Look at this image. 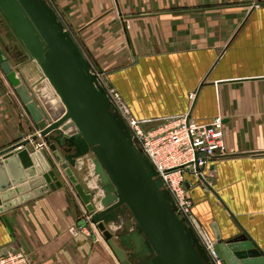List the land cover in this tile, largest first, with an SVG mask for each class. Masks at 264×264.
I'll use <instances>...</instances> for the list:
<instances>
[{
  "label": "crops",
  "instance_id": "0c3cea01",
  "mask_svg": "<svg viewBox=\"0 0 264 264\" xmlns=\"http://www.w3.org/2000/svg\"><path fill=\"white\" fill-rule=\"evenodd\" d=\"M45 1L78 23L75 42L137 120L222 119L224 145L204 172L208 185L187 177L193 214L213 239L245 233L264 254V0ZM9 60L44 107L55 102L45 110L59 118L37 63L15 43ZM42 86L50 96L41 97ZM38 133L0 68V154ZM61 180L62 188L0 213V251L30 264H121L63 172Z\"/></svg>",
  "mask_w": 264,
  "mask_h": 264
},
{
  "label": "water",
  "instance_id": "95a60500",
  "mask_svg": "<svg viewBox=\"0 0 264 264\" xmlns=\"http://www.w3.org/2000/svg\"><path fill=\"white\" fill-rule=\"evenodd\" d=\"M13 43L37 63L60 98L65 111L60 119L50 117L10 62ZM0 68L39 132L0 154V213L62 188L63 172L121 264H211L91 64L45 0H0ZM39 137L48 149H30ZM89 153L105 191L101 211L75 171L77 160ZM109 223L120 224V230L113 233ZM214 249L224 264H264V254L245 233L227 242L217 237Z\"/></svg>",
  "mask_w": 264,
  "mask_h": 264
},
{
  "label": "built area",
  "instance_id": "2783aa9c",
  "mask_svg": "<svg viewBox=\"0 0 264 264\" xmlns=\"http://www.w3.org/2000/svg\"><path fill=\"white\" fill-rule=\"evenodd\" d=\"M91 71L96 75L98 84L105 89L114 111L122 117L130 129L135 146L147 156L162 180L164 188L172 195L177 214L194 231L210 263L224 264L215 252V239L194 220V204L186 183L189 176L204 179L208 165L219 157L225 138L222 119L217 118L209 124L199 125L189 114H186L158 122L139 121L133 116L119 92L114 87L111 89L103 80L102 73L93 71L92 66ZM45 93L50 96L51 91L46 90ZM54 94L56 95L55 92ZM194 99L195 95H192L191 100ZM64 112L62 107L58 119ZM39 139L42 141L33 144L34 149H48L46 141L40 137ZM0 264H30V262L27 256L10 250L7 255L0 257Z\"/></svg>",
  "mask_w": 264,
  "mask_h": 264
},
{
  "label": "rangeland",
  "instance_id": "374dc122",
  "mask_svg": "<svg viewBox=\"0 0 264 264\" xmlns=\"http://www.w3.org/2000/svg\"><path fill=\"white\" fill-rule=\"evenodd\" d=\"M62 22L64 23V25L66 26V30L71 34V36L74 38V40L75 41L76 40L78 41V38L76 37V31L79 29V27H77L78 23L76 21H68V20H65V19L62 20ZM83 53H84V51H83ZM92 70L94 71V70H97V69H96V67L94 68L92 66ZM101 77L108 84V86L111 89H113V86L111 84H109V80H108L106 74L105 73H102L101 74ZM51 89L53 90L52 87H51ZM45 91H46L45 88L42 86L41 87V97H48L49 96V95H47V96L45 95L46 94ZM58 99H59V102H60V98H58ZM60 105L63 107V105L61 103H60ZM43 108L44 109L45 108L52 109V106L49 104V106L45 105V107L43 106ZM56 119H58V118H56ZM82 160L84 161L83 163H82ZM78 161H81V162H80L79 166L77 167V172L79 173V176L80 177H82V178L87 177L86 185L88 186V188L86 189V187L85 186L84 187H85V189H86L87 192L92 193L94 195V197H93V203H94L96 209L99 208L97 210H100L101 211V210L104 209L103 208V200L105 198V191L103 190V185L100 184V182H101L100 179L96 176V174L94 172V163H93V161H94V155L91 154V153H89L87 155H84L80 159H78L77 162ZM94 177H97V181L95 183L96 185H94L95 187H92L90 185V183H91L92 179L94 180ZM88 180H90V181H88ZM92 182L94 184V181H92ZM193 216H194V214H193ZM194 220L198 222V220H197V218L195 216H194ZM199 225H201V224L199 223Z\"/></svg>",
  "mask_w": 264,
  "mask_h": 264
},
{
  "label": "bare ground",
  "instance_id": "6f19581e",
  "mask_svg": "<svg viewBox=\"0 0 264 264\" xmlns=\"http://www.w3.org/2000/svg\"><path fill=\"white\" fill-rule=\"evenodd\" d=\"M48 95V94H47ZM52 99V98H51ZM51 102H52V100H50ZM46 103V102H45ZM51 106H52V108H54V107H56V106H54L55 105V102H54V104H50ZM49 106V105H48Z\"/></svg>",
  "mask_w": 264,
  "mask_h": 264
}]
</instances>
